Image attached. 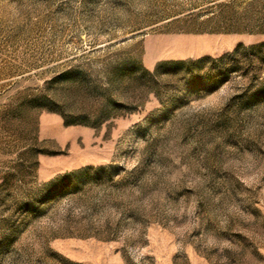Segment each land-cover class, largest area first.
Instances as JSON below:
<instances>
[{
  "label": "rangeland",
  "instance_id": "1",
  "mask_svg": "<svg viewBox=\"0 0 264 264\" xmlns=\"http://www.w3.org/2000/svg\"><path fill=\"white\" fill-rule=\"evenodd\" d=\"M0 264H264V0H0Z\"/></svg>",
  "mask_w": 264,
  "mask_h": 264
}]
</instances>
